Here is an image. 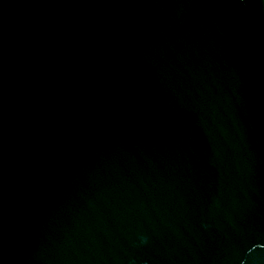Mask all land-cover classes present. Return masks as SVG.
Returning a JSON list of instances; mask_svg holds the SVG:
<instances>
[{
    "label": "water",
    "instance_id": "1",
    "mask_svg": "<svg viewBox=\"0 0 264 264\" xmlns=\"http://www.w3.org/2000/svg\"><path fill=\"white\" fill-rule=\"evenodd\" d=\"M0 264H264V0H0Z\"/></svg>",
    "mask_w": 264,
    "mask_h": 264
}]
</instances>
